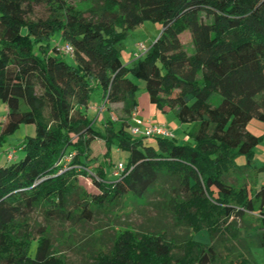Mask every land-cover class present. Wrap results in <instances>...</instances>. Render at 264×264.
<instances>
[{
    "label": "trees",
    "instance_id": "16d2710c",
    "mask_svg": "<svg viewBox=\"0 0 264 264\" xmlns=\"http://www.w3.org/2000/svg\"><path fill=\"white\" fill-rule=\"evenodd\" d=\"M82 1L88 9L65 0H0V142L21 125L34 127L13 149L24 156L0 165V264H70L52 226L76 227L125 198L156 195L180 233L124 229L78 264H256L250 241L264 251V187L252 186L264 167L254 150L264 135L246 127L264 123V0ZM39 6L45 19L32 18ZM146 21L159 24L160 34L123 65V39ZM185 32L190 54L180 41ZM55 34L62 45H51ZM135 81L156 110L195 124L192 144L133 136L128 120L93 127L91 95L100 94L103 108L121 104L129 116ZM213 94L221 99L216 106ZM95 140L105 147L104 164L95 171L99 193L87 194L78 177L90 170ZM112 150L127 157L109 180ZM35 212L43 223L32 221ZM200 234L208 242L195 239Z\"/></svg>",
    "mask_w": 264,
    "mask_h": 264
},
{
    "label": "rangeland",
    "instance_id": "374dc122",
    "mask_svg": "<svg viewBox=\"0 0 264 264\" xmlns=\"http://www.w3.org/2000/svg\"><path fill=\"white\" fill-rule=\"evenodd\" d=\"M68 4L76 6L78 9L85 10L89 8V3L82 0H65ZM87 16V14H85ZM48 16V10L44 6H39L34 9L33 19H45ZM160 34V25L150 21H146L143 24L131 29L127 36L123 39L120 50V61L123 65L129 64L138 52L137 45L143 44L148 46L151 44ZM180 41L183 44L185 50L190 54L192 53V44L187 32L180 36ZM51 45H62L60 36L55 34L52 36ZM63 59L70 64L74 61L69 55H63ZM139 85V89L135 94L137 103H139V111L143 117H148L144 121H149L152 124L164 126L167 130L173 132L175 141L177 144H192V141L188 137V133L195 127L194 123H181L173 111L162 112L156 110L152 105V110L149 109L148 96L144 90V83L141 81H135ZM220 97L218 94H213L211 97V104L216 106L220 103ZM95 104V110H88L89 118L92 119V125L95 129L104 131V122L110 121L115 127L121 122L128 120L133 122V115L138 116V111L133 110L131 115L126 116L123 112L122 105H106L99 111V108L103 105V101L98 92H94L90 97V104ZM6 113L4 105L0 101V123ZM100 119L99 121H97ZM247 131L255 136L264 135V123L257 120H251L246 127ZM34 127L21 125L12 135L7 137L4 141L0 142V165L7 162L8 152L15 149L20 143L23 142L25 137L33 136ZM105 153V147L103 142L95 140L89 147L88 158L90 160V170L86 172V175L78 177V184L82 191L87 194H98L99 191L94 183L95 171L99 165L104 164L103 155ZM255 160L264 167V140L255 148ZM24 156L22 151L16 150L14 158L16 161ZM127 153L124 151L112 150L111 160L116 165L121 163L125 164ZM9 162V161H8ZM11 162V161H10ZM235 163L237 165H243L245 159L243 157H236ZM105 166V165H104ZM113 167L107 168L106 175L110 180L113 175ZM240 182L246 184H252L253 178L238 179ZM253 185V184H252ZM255 190H259L264 187V170H261L257 174L256 182L254 186ZM161 198L156 196L149 197L147 201L137 200L133 197H128L123 202L116 206H108L101 210L94 212V218L92 221L85 224L78 225L76 227L70 226L68 223H61L51 227V234L54 242H58L62 246L61 250L65 259L70 264H78L86 260L90 251H94L99 245L109 247L116 234L121 233L124 229H130L137 232H146L158 230L159 228H168L173 231V234L180 233L179 230L172 226V221L166 206L160 202ZM254 217V216H253ZM255 218V217H254ZM252 219V218H251ZM254 220V219H252ZM32 221L38 223L42 222V217L39 212H35L32 216ZM67 239V242H64ZM198 241L208 242L205 234H200L195 237ZM58 240V241H57ZM68 244L69 247H66ZM250 248L253 253V257L256 264H264V251L259 249L254 241H250ZM34 249L32 250L33 253Z\"/></svg>",
    "mask_w": 264,
    "mask_h": 264
},
{
    "label": "built area",
    "instance_id": "2783aa9c",
    "mask_svg": "<svg viewBox=\"0 0 264 264\" xmlns=\"http://www.w3.org/2000/svg\"><path fill=\"white\" fill-rule=\"evenodd\" d=\"M138 52L134 56L133 60L138 59L140 56H142L144 53L147 52V47L143 44L137 45ZM64 52L67 54H71L72 50L69 46H64ZM103 107L99 109V111H102ZM133 125L129 128L130 133L133 136H140L146 140L148 139H154V138H167V139H173L174 136L171 131L167 130L164 126L152 124L149 121H143L138 116L133 115ZM15 155V151L11 150L8 152L7 160L11 161L13 160ZM124 166L119 163L116 164V166L113 169V176L119 177L120 174L123 172Z\"/></svg>",
    "mask_w": 264,
    "mask_h": 264
},
{
    "label": "crops",
    "instance_id": "0c3cea01",
    "mask_svg": "<svg viewBox=\"0 0 264 264\" xmlns=\"http://www.w3.org/2000/svg\"><path fill=\"white\" fill-rule=\"evenodd\" d=\"M136 103H137V99H136ZM95 108H96V105L93 103L92 105L91 104H89V107H88V110H95ZM152 105L149 103V109H150V111L152 110ZM135 110H137L138 111V118H140V119H142V120H149V119H147L148 117H143V115H141V112L139 111V103H137L136 104V109ZM88 115H89V113H88ZM4 118V117H3ZM3 118H2V120H3ZM100 119H98L97 121H99ZM101 121V120H100ZM172 132V131H171ZM172 134H173V132H172ZM175 138V137H174ZM7 162H5V163H3L2 165H5Z\"/></svg>",
    "mask_w": 264,
    "mask_h": 264
}]
</instances>
